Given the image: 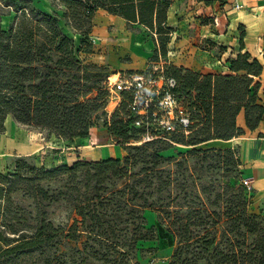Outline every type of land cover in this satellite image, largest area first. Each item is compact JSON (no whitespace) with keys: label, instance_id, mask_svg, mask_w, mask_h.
I'll use <instances>...</instances> for the list:
<instances>
[{"label":"trees","instance_id":"obj_1","mask_svg":"<svg viewBox=\"0 0 264 264\" xmlns=\"http://www.w3.org/2000/svg\"><path fill=\"white\" fill-rule=\"evenodd\" d=\"M71 1L74 18L80 23L72 28L90 47L92 20L99 10L123 17L129 29L139 25L156 35L171 31L166 21L173 0ZM18 12L21 16L10 30L0 31V135L5 133L8 116L65 141L88 138L91 129L102 124L127 154L122 159L41 167L40 182L68 176L71 186L59 194L76 216L71 225L56 226L49 219L47 209L60 201L49 190L40 184L30 186L33 180L22 173L7 178L0 174L2 196L9 205L21 182L28 184L23 189L31 197L42 199L34 224L22 225L33 236L8 244L6 252L23 254L57 240L85 252L90 263L135 264L140 242L159 241L173 248L170 264H264V213L252 212V196L242 183H232L242 165L233 149L204 147L179 154V158L162 155L179 145L196 147L244 135L237 125L241 112L250 131L264 123L260 62L249 54L240 55L231 62V75H204L165 66L164 76L175 80L172 92L191 124L187 134L180 128L161 133L175 144L163 139L139 144L144 129L135 125L129 95L123 94L111 116L106 111L110 98L106 82L116 72L75 54L74 41L64 34L57 16L27 6ZM189 159L195 161V173L188 166ZM213 171L220 172L225 182L205 181ZM146 210L157 214V223L150 228ZM3 214L8 217L6 211ZM18 225L6 219L2 226L16 232Z\"/></svg>","mask_w":264,"mask_h":264},{"label":"crops","instance_id":"obj_2","mask_svg":"<svg viewBox=\"0 0 264 264\" xmlns=\"http://www.w3.org/2000/svg\"><path fill=\"white\" fill-rule=\"evenodd\" d=\"M183 10V2L173 0L166 21L173 34L177 33L175 30ZM222 12L217 25H195L198 31L195 41L202 43L207 39L214 46L213 52L199 46L191 48L193 45L190 44L189 48L168 55L171 65L204 75H231L234 74L230 69L231 62L240 55L249 54L264 68V0H228ZM128 27V21L121 16L105 10L96 12L90 36L102 48L99 62L116 73L145 72L150 66L155 41L139 38L145 33V36L149 35L144 27L137 25L144 31L140 35L133 34ZM237 125L245 131L244 135L229 141H209L202 146L238 150L244 176L251 179L254 213H264V123L250 131L245 114L241 112ZM125 154L102 124L93 127L88 138L65 141L46 131L29 129L8 116L5 133L0 135V156L32 158L38 166L47 169L63 162L71 165L78 160L122 159Z\"/></svg>","mask_w":264,"mask_h":264},{"label":"rangeland","instance_id":"obj_3","mask_svg":"<svg viewBox=\"0 0 264 264\" xmlns=\"http://www.w3.org/2000/svg\"><path fill=\"white\" fill-rule=\"evenodd\" d=\"M184 4V10L179 17V26L175 30V34L169 32L167 34L160 35L157 34L155 38L149 31L148 36H139V38H152L155 41V46L152 48V57L149 63L165 62L168 61L169 54H177V52L182 51L185 48H195L197 46L203 47L205 51L213 52V44L207 39H204L202 43H197L195 39L197 38V28L195 25H217L216 20L221 17L224 11V7L227 6L228 0H181ZM22 6L33 7L40 10L48 15L57 16L60 20L59 25L62 28L64 34L71 38L75 44V54H82V58H86L88 62L98 63L99 54H102V48L92 40L93 45L90 47L88 44L83 43L85 41L84 37L72 27L79 26V21L74 18L73 10L74 5L71 0H31L28 2L26 0H0V31L8 32L15 22V20L21 16L18 10ZM93 18V24L94 19ZM194 24V25H193ZM129 28V27H128ZM84 30L88 29V25L83 27ZM133 34L140 35L144 31L133 26L129 29ZM91 35V34H90ZM201 38V36L199 37ZM156 39L159 45L156 44ZM88 54V55H86ZM159 54L162 55L160 58ZM149 64V65H150ZM173 64V63H172ZM102 65V64H101ZM106 66V65H105ZM179 68V67H177ZM110 73L115 72L113 69L109 68ZM244 73H239V76H243ZM132 146H141L139 144H133ZM202 149V146L190 147L188 145H179L168 151L162 153L165 157L179 158V154H187L192 149ZM225 150V149H222ZM235 155L239 158L238 150L233 149ZM127 154V152H126ZM125 154V155H126ZM124 158V157H123ZM25 162L26 165H19V162ZM190 169L195 173V161L189 159ZM210 164V162L205 163V167ZM213 165V163H212ZM21 167V168H20ZM35 168V170H33ZM226 170L232 169V167H225ZM239 171L233 174L237 179H232L234 185L240 186L243 175L245 174L242 165L237 168ZM41 167L38 166L32 158H24L19 156H0V174L5 178L15 175L17 172L22 173L27 178H31L33 181L29 183L30 186L36 188L38 184L42 185L46 190H49L50 196H56L59 202L56 200L53 202L52 206L47 209L49 219L56 225H67L73 224L76 218L73 213L72 206L65 202V196L60 195L59 192H67L71 186L69 184L68 176L60 178L58 180H47L45 182H40L41 177H38ZM47 170V169H46ZM214 174L206 177L204 180L210 182V180L225 182L220 176V172L213 171ZM28 185L27 183L19 184L18 191L13 195V203L5 202V197L2 196L3 190L0 189V264H105L104 261L87 262V254L81 250V252L74 251L68 245L60 244L57 240L50 241L43 245H39L33 250H26L25 253L21 254L19 252H6L8 244L15 245V241L19 238L33 236V231L22 227L26 224H34V219L37 215L38 204L42 199L39 197L35 200L31 197L29 193L25 192L23 186ZM110 189L114 187L109 186ZM58 196V197H57ZM204 196V195H202ZM249 196H252L249 193ZM253 205V200H252ZM250 210L254 212L252 207ZM9 208L7 209V207ZM6 207V208H5ZM6 211L8 217L3 214ZM145 217L147 219L148 227H152L157 223V214L152 210L145 211ZM15 218V219H14ZM20 223L15 227L16 232L4 228L3 222L5 220ZM172 251L173 248H168L165 243L159 241H147L140 242L137 247V251L134 253V263L135 264H170L172 262ZM85 261L87 263H85Z\"/></svg>","mask_w":264,"mask_h":264},{"label":"built area","instance_id":"obj_4","mask_svg":"<svg viewBox=\"0 0 264 264\" xmlns=\"http://www.w3.org/2000/svg\"><path fill=\"white\" fill-rule=\"evenodd\" d=\"M237 8L241 6L237 5ZM152 35L157 38L155 33ZM159 56L162 58L161 54ZM168 65H171L169 61L151 63L145 72H119L106 82L110 93L109 104L106 108L108 117L121 104L123 94H128L129 110L135 118V125L144 129L139 144L157 139L175 144L161 133L174 132L180 128L187 134V129L191 124L189 114L183 110L181 103L172 92L176 85L175 80L166 79L164 76L165 66ZM241 183L249 193H252L251 179L243 176Z\"/></svg>","mask_w":264,"mask_h":264}]
</instances>
